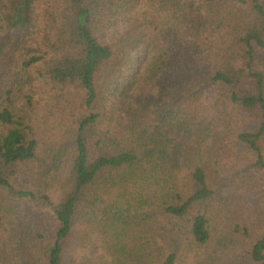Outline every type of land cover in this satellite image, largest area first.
<instances>
[{"label": "trees", "instance_id": "1", "mask_svg": "<svg viewBox=\"0 0 264 264\" xmlns=\"http://www.w3.org/2000/svg\"><path fill=\"white\" fill-rule=\"evenodd\" d=\"M0 264H264V0H0Z\"/></svg>", "mask_w": 264, "mask_h": 264}, {"label": "rangeland", "instance_id": "2", "mask_svg": "<svg viewBox=\"0 0 264 264\" xmlns=\"http://www.w3.org/2000/svg\"><path fill=\"white\" fill-rule=\"evenodd\" d=\"M85 205V203H82L81 206Z\"/></svg>", "mask_w": 264, "mask_h": 264}]
</instances>
